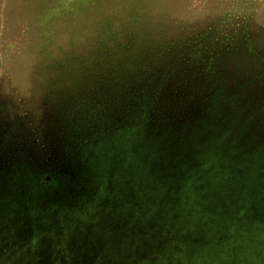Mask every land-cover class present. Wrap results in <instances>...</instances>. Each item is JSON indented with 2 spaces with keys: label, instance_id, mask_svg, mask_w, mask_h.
<instances>
[{
  "label": "rangeland",
  "instance_id": "rangeland-1",
  "mask_svg": "<svg viewBox=\"0 0 264 264\" xmlns=\"http://www.w3.org/2000/svg\"><path fill=\"white\" fill-rule=\"evenodd\" d=\"M159 1L185 40L264 47V0ZM38 3L0 0V264H264L262 148L202 126L172 143L120 102L88 127L46 80Z\"/></svg>",
  "mask_w": 264,
  "mask_h": 264
},
{
  "label": "trees",
  "instance_id": "trees-1",
  "mask_svg": "<svg viewBox=\"0 0 264 264\" xmlns=\"http://www.w3.org/2000/svg\"><path fill=\"white\" fill-rule=\"evenodd\" d=\"M39 2L54 26L42 42L46 80L68 88L88 127L120 102L131 120L157 114L148 127L164 128L172 143L186 128L211 127L223 142L257 144L264 155V47L253 34L185 40L173 8L159 0Z\"/></svg>",
  "mask_w": 264,
  "mask_h": 264
}]
</instances>
